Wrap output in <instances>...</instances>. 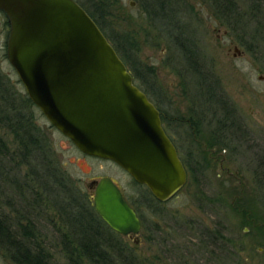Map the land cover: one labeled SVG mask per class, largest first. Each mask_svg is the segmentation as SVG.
<instances>
[{"label": "rangeland", "instance_id": "rangeland-1", "mask_svg": "<svg viewBox=\"0 0 264 264\" xmlns=\"http://www.w3.org/2000/svg\"><path fill=\"white\" fill-rule=\"evenodd\" d=\"M80 1L87 3L107 34L132 53L134 83L148 91L160 110L173 116L180 106L190 105L180 85L188 91L193 86L188 82L196 78L176 46L178 36L144 12L142 0ZM170 1L181 24L180 34L197 50L201 76L216 82V92L222 93L219 101L214 100L215 115L209 108L202 112L199 139L206 149H215L212 156L226 155L223 168L219 157L214 160L205 154L199 167L189 168L184 187L173 198L148 202L142 198L144 185L135 183L114 162L80 152L35 105L21 110L40 129L79 199H90L92 205L91 181L108 176L129 203L137 202L143 213L137 243L118 233L114 237L135 264H264V0ZM6 20L0 12V77L20 102L26 92L6 57ZM187 93L195 97L191 90ZM227 110L232 112V133L222 135L217 131ZM168 126L176 144L196 145L176 119ZM0 136L14 151L17 144L3 126ZM16 166L6 159L0 164V214L6 225L15 233L17 223L26 224L29 218L49 264H71L79 234L44 195V200L35 201L34 192L19 182L26 169ZM0 264H16L1 245Z\"/></svg>", "mask_w": 264, "mask_h": 264}, {"label": "water", "instance_id": "water-1", "mask_svg": "<svg viewBox=\"0 0 264 264\" xmlns=\"http://www.w3.org/2000/svg\"><path fill=\"white\" fill-rule=\"evenodd\" d=\"M0 9L9 23L7 60L49 123L83 154L114 162L157 201L173 198L187 172L160 112L87 11L75 0H0ZM90 187L99 217L137 243L141 219L117 184L104 176Z\"/></svg>", "mask_w": 264, "mask_h": 264}, {"label": "trees", "instance_id": "trees-1", "mask_svg": "<svg viewBox=\"0 0 264 264\" xmlns=\"http://www.w3.org/2000/svg\"><path fill=\"white\" fill-rule=\"evenodd\" d=\"M75 1L94 19L132 74V64H130L132 53L130 54L126 48L116 43L105 32L98 17L89 10L87 3L80 0ZM141 4L144 12L154 16V19H157L159 23L164 22L163 25L168 33L178 36L175 38L176 46L182 51L188 67L196 74L197 81L206 82V78L201 76L200 63L195 59L198 56L196 48L188 44L192 42L188 37H183L180 34L181 24L176 19L174 3L170 0H142ZM207 83H209L208 86L202 85L200 90H206L208 93L206 92L201 96L207 97L209 100L217 99L219 101V97L222 96L218 94V91L216 92L217 83ZM140 88L156 104L148 91ZM19 98L20 102L17 101L13 92H10L0 77V127L6 128L17 144L15 150L12 151L4 138L0 136V161L4 162L6 159L8 163L10 161L12 164H17V170L22 167L25 168L23 179L19 182L34 192L35 201L38 203V200H44L46 197L45 200L52 201L59 212L66 214L68 225L79 234L78 247L73 250L72 253L74 254H70L69 257L71 264H135L133 256L127 253L126 247L114 238L117 233L111 230L95 213L90 199H79L78 194L74 193L71 184L56 164L40 129L32 123V117L21 110L22 106L34 104L27 94ZM217 105L219 104L217 103ZM231 113L227 110L226 118L222 120V128H225L227 124L229 125L230 120H232ZM35 186L38 187L37 190L34 189ZM143 187L142 198L145 201L159 202L145 186ZM2 191L3 189H0V195ZM129 204L141 219L143 213L140 211L137 202H130ZM27 206L28 208L35 207L33 205ZM25 220L26 224L17 223L15 233H13L0 214V245L16 264H49L48 257L39 248V244L34 238L32 221L29 218Z\"/></svg>", "mask_w": 264, "mask_h": 264}, {"label": "flooded vegetation", "instance_id": "flooded-vegetation-1", "mask_svg": "<svg viewBox=\"0 0 264 264\" xmlns=\"http://www.w3.org/2000/svg\"><path fill=\"white\" fill-rule=\"evenodd\" d=\"M0 12H2L5 15V13L1 9H0ZM6 21H7L8 28H9L8 19ZM8 33H9V30H8ZM191 75H193L194 78H196V74L193 73ZM188 83L191 84V86L193 85L192 88L189 87L190 88L189 90L192 91V93L195 95V97H193V99L188 97L187 92L189 90L186 91L187 88L185 89L184 84L180 85L181 92H182L181 94L182 95L184 94L186 96L187 100H190L191 102H190V105L187 102L188 104H186V107L183 106V108H182L180 106L181 109L180 110L178 109V112L176 113V115H174V113L172 112L173 116H167L165 114V112L163 110H160L156 106V104H154V102H153V104L156 106V108L160 112L162 127L165 130L166 134L170 137L173 144L175 145L178 157L186 169L187 176H188V170L191 166L192 167H199L198 165L201 163L200 161L204 160L206 157L205 154H209L210 156L213 155L212 153L215 149L214 148L206 149L204 144L201 145L202 142L200 141L199 137H200L201 133L203 132V129H201V124H202V120H204V118H205V114L202 112L207 110L208 108L211 110L210 115H215V113L217 112L216 111V102L214 101V99L209 100L207 97L201 96L202 94L207 92L206 90H200L201 86L204 85V87H206V86H208L209 83L201 82V81H197V80L196 81L191 80ZM188 83H187V85H188ZM135 85L140 88V86L137 85L136 83H135ZM218 92H219L218 94H220V95L222 94L220 91H218ZM194 98L196 100H194ZM149 100H150V98H149ZM150 101H152V100H150ZM221 106H223V105H221ZM181 110H182V113H181ZM169 117H171V119ZM173 118L176 119V121L178 122V125L183 129L182 133L185 132L187 137L192 136L194 138L193 142L196 145L192 146V148H189V147L187 148L186 146H183V145L179 146L178 144L175 143L174 135L170 132L171 130L169 129V126H168V125H170V121L173 120ZM223 118H226V117H223ZM221 126H220L219 130L217 131V133L221 132L222 135H228V134L230 135L232 133V130H231L232 128H230L228 124L225 125V128H222ZM215 131L216 130H214V132ZM184 144H185V142H184ZM225 150L226 149H224V151ZM225 156L226 155H224V153L219 152L217 154H214V156H212V157L214 160H218V157H219L220 158V165L223 168ZM200 158L202 160H200ZM123 197H124V195H123ZM124 199H125V197H124Z\"/></svg>", "mask_w": 264, "mask_h": 264}]
</instances>
